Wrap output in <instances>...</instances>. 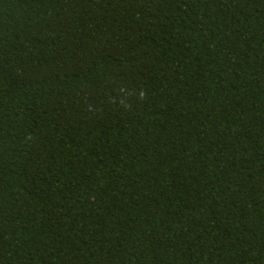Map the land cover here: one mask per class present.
<instances>
[{
  "label": "trees",
  "instance_id": "16d2710c",
  "mask_svg": "<svg viewBox=\"0 0 264 264\" xmlns=\"http://www.w3.org/2000/svg\"><path fill=\"white\" fill-rule=\"evenodd\" d=\"M0 264H264V0H0Z\"/></svg>",
  "mask_w": 264,
  "mask_h": 264
}]
</instances>
